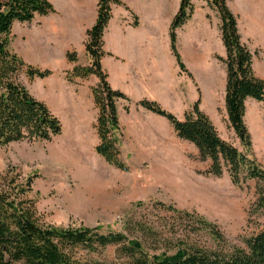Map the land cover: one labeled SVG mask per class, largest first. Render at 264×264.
<instances>
[{
	"label": "rangeland",
	"instance_id": "1",
	"mask_svg": "<svg viewBox=\"0 0 264 264\" xmlns=\"http://www.w3.org/2000/svg\"><path fill=\"white\" fill-rule=\"evenodd\" d=\"M250 4L252 12L245 18L253 15L257 28L264 29V0H252ZM210 14L208 18L215 22L214 34L221 38L220 18L214 10ZM28 27L16 23L10 45L27 61L33 55L23 38ZM257 28L247 19L239 24L243 41L254 54V72L264 79V33ZM225 55L213 53L207 71L191 72L180 54L185 66L182 71L178 65L181 102L173 101L164 89L158 90V98L161 106L179 119L200 99L199 108L210 117L220 136L239 152L251 153L264 168V102L246 101L244 122L252 143L248 153L228 121L226 67L217 58ZM71 69L58 71L55 78L47 80L29 82L21 77L30 93L60 119L62 134L52 141L0 145L1 173L34 178L32 197L40 223L123 233L140 239L145 248L157 253H173L183 241L215 247L217 240L209 231L192 233V223L198 219L216 225L232 245H240L242 239L264 228V209L257 206L264 183L244 180L234 185L226 170L221 177L208 174L210 160H201L197 148L180 139L168 120L140 106L138 103L147 98L134 94L129 87H117L129 98L117 103L119 148L126 169L109 165L95 150L99 143L98 110L92 87L99 80L93 76L72 84L66 79ZM88 257L114 261L118 254L111 247Z\"/></svg>",
	"mask_w": 264,
	"mask_h": 264
},
{
	"label": "trees",
	"instance_id": "2",
	"mask_svg": "<svg viewBox=\"0 0 264 264\" xmlns=\"http://www.w3.org/2000/svg\"><path fill=\"white\" fill-rule=\"evenodd\" d=\"M220 18V33L225 57L218 60L226 67L225 107L228 121L240 143L251 150V136L244 122L246 101L264 102V79L253 69L254 54L243 41L237 17L225 0H203ZM122 5L119 0H99L97 20L88 30L85 42L89 64L78 62L75 51L67 53V61L75 66L66 72V79L77 80L96 77L92 87L98 110L96 130L99 143L96 153L109 165L125 170L119 148V114L117 103L129 98L112 88L108 74L102 67L104 32L112 18V6ZM55 12L49 0H0V145L16 142L52 141L62 134L60 119L43 101L36 99L21 81L29 82L53 75L24 61L11 45V34L16 23H31L36 16ZM192 0H181L180 8L170 27L171 49L180 69L185 71L177 49V30L192 17ZM137 19L134 22L136 25ZM147 111L165 118L177 136L193 144L201 160H210L208 174L221 177L225 170L232 183L244 180L264 183V168L250 154H244L224 140L210 117L199 108L198 99L183 119L164 109L155 100L143 99L138 103ZM33 177L22 179L19 174L0 172V264H264V228L242 239L240 245L228 243L217 226L202 219L194 221L195 234L200 229L209 231L217 240L213 248L197 242L183 241L175 252H152L138 238L123 233H102L99 228L56 227L42 224L33 194ZM258 209H264V192H259ZM115 248L114 261H100L88 257L108 248ZM86 255V256H84Z\"/></svg>",
	"mask_w": 264,
	"mask_h": 264
},
{
	"label": "crops",
	"instance_id": "3",
	"mask_svg": "<svg viewBox=\"0 0 264 264\" xmlns=\"http://www.w3.org/2000/svg\"><path fill=\"white\" fill-rule=\"evenodd\" d=\"M49 1L55 8L54 13L36 16L31 23H24L29 26V32L23 38L27 40L29 52H33L32 56H28V61L25 57L24 60L53 72L52 76L43 80L55 78L58 71L75 66L67 61L69 51H76V64H89L85 42L88 30L97 20L99 2ZM119 1L122 5L112 6V18L103 37L106 55L102 59V67L108 74L110 85L115 89L129 87L134 94L160 104L158 90L164 89L166 95L180 103L178 64L171 49L170 27L181 0ZM225 1L239 24L242 19H247L257 28L258 21L253 15L245 18L252 12V0ZM192 3V17L178 30V50L191 72L207 71L208 59L212 58L213 53L224 56L226 52L222 39L214 34L215 22L208 18L212 10L207 2L192 0ZM136 19L138 23L135 25ZM255 30H263L264 33L262 26ZM81 58H85V63H81ZM196 60L199 68L193 65Z\"/></svg>",
	"mask_w": 264,
	"mask_h": 264
}]
</instances>
